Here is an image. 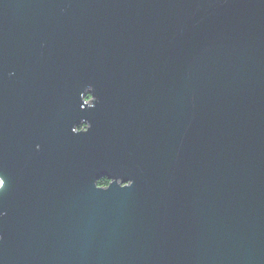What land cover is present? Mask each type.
<instances>
[{"label":"water","instance_id":"water-1","mask_svg":"<svg viewBox=\"0 0 264 264\" xmlns=\"http://www.w3.org/2000/svg\"><path fill=\"white\" fill-rule=\"evenodd\" d=\"M0 179V264H264V0H0Z\"/></svg>","mask_w":264,"mask_h":264},{"label":"flooded vegetation","instance_id":"flooded-vegetation-1","mask_svg":"<svg viewBox=\"0 0 264 264\" xmlns=\"http://www.w3.org/2000/svg\"><path fill=\"white\" fill-rule=\"evenodd\" d=\"M87 100L90 101L91 100V96L88 94L87 95ZM80 127H82L81 129H83L85 127V125H81ZM110 183V180L106 177H103L101 179V184H99L100 186H106Z\"/></svg>","mask_w":264,"mask_h":264},{"label":"clouds","instance_id":"clouds-1","mask_svg":"<svg viewBox=\"0 0 264 264\" xmlns=\"http://www.w3.org/2000/svg\"><path fill=\"white\" fill-rule=\"evenodd\" d=\"M78 131V129H77ZM4 181L3 179H0V187H3ZM4 213L0 212V216H2Z\"/></svg>","mask_w":264,"mask_h":264},{"label":"trees","instance_id":"trees-1","mask_svg":"<svg viewBox=\"0 0 264 264\" xmlns=\"http://www.w3.org/2000/svg\"><path fill=\"white\" fill-rule=\"evenodd\" d=\"M82 127H79V129H81ZM102 179V178H101ZM101 179L98 181V184H101Z\"/></svg>","mask_w":264,"mask_h":264}]
</instances>
